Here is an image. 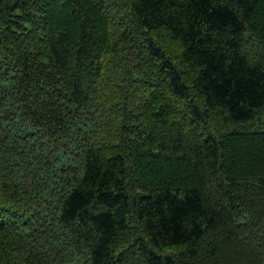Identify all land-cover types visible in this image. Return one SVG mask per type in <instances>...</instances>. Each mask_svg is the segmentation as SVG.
Wrapping results in <instances>:
<instances>
[{
    "label": "trees",
    "instance_id": "1",
    "mask_svg": "<svg viewBox=\"0 0 264 264\" xmlns=\"http://www.w3.org/2000/svg\"><path fill=\"white\" fill-rule=\"evenodd\" d=\"M0 264H264V0H0Z\"/></svg>",
    "mask_w": 264,
    "mask_h": 264
}]
</instances>
